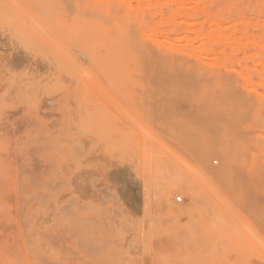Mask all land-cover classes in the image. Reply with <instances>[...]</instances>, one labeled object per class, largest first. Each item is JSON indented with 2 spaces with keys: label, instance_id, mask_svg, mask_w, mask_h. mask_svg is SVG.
I'll list each match as a JSON object with an SVG mask.
<instances>
[{
  "label": "rangeland",
  "instance_id": "1",
  "mask_svg": "<svg viewBox=\"0 0 264 264\" xmlns=\"http://www.w3.org/2000/svg\"><path fill=\"white\" fill-rule=\"evenodd\" d=\"M0 264H264V0H0Z\"/></svg>",
  "mask_w": 264,
  "mask_h": 264
},
{
  "label": "bare ground",
  "instance_id": "2",
  "mask_svg": "<svg viewBox=\"0 0 264 264\" xmlns=\"http://www.w3.org/2000/svg\"><path fill=\"white\" fill-rule=\"evenodd\" d=\"M130 40V39H129ZM133 41V40H132ZM113 42H114V44H122V46L120 47V48H122V47H125L126 45H124V44H127V42H126V40H125V37L121 34V33H118L117 34V36H116V38H114L113 37ZM111 43V42H110ZM193 44V43H192ZM129 45V47H131L130 46V44H127V46ZM132 45H133V42H132ZM129 47H127V48H129ZM133 47V46H132ZM121 50H123V48L121 49ZM124 50H126V49H124ZM129 51H131V50H129ZM128 51V52H129ZM121 52H123V51H121ZM130 53V52H129ZM120 54V53H119ZM123 54V56H124V53H122ZM127 54V53H126ZM119 56H122V55H119ZM128 56H130V54L128 55ZM128 56H127V58H128ZM126 57V56H125ZM133 58V57H132ZM163 59H164V57H163ZM116 62H119V60L118 61H116ZM117 64V63H116ZM105 65V64H104ZM98 68V67H97ZM109 68V67H108ZM229 163V162H228ZM213 180V179H212ZM191 189H193V188H191ZM192 192L194 191V190H191ZM210 226H212V228L213 229H218L219 228V225L217 224V222H215V221H212L211 222V225ZM210 228V227H209ZM211 229V228H210ZM215 229V230H216ZM214 230V231H215Z\"/></svg>",
  "mask_w": 264,
  "mask_h": 264
},
{
  "label": "built area",
  "instance_id": "3",
  "mask_svg": "<svg viewBox=\"0 0 264 264\" xmlns=\"http://www.w3.org/2000/svg\"><path fill=\"white\" fill-rule=\"evenodd\" d=\"M177 201H178V202H181V201H182V198H177Z\"/></svg>",
  "mask_w": 264,
  "mask_h": 264
}]
</instances>
